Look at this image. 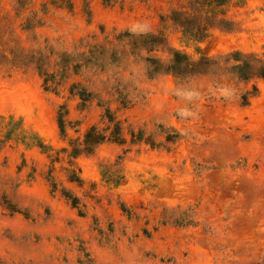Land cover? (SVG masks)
I'll use <instances>...</instances> for the list:
<instances>
[{
	"label": "rangeland",
	"instance_id": "1",
	"mask_svg": "<svg viewBox=\"0 0 264 264\" xmlns=\"http://www.w3.org/2000/svg\"><path fill=\"white\" fill-rule=\"evenodd\" d=\"M92 1L0 0V264H258L264 80L221 71L179 82L157 64L172 48L264 57V0H176L155 31L107 26L94 11L117 0ZM173 10L198 16L207 37L184 34ZM106 109L126 142L72 158L91 126L109 133ZM135 230L170 241L135 246Z\"/></svg>",
	"mask_w": 264,
	"mask_h": 264
},
{
	"label": "trees",
	"instance_id": "2",
	"mask_svg": "<svg viewBox=\"0 0 264 264\" xmlns=\"http://www.w3.org/2000/svg\"><path fill=\"white\" fill-rule=\"evenodd\" d=\"M217 5H223L230 0H211ZM196 15L173 10L171 13V19L180 25L184 34H189L197 41H202L208 35V26L205 22L197 21ZM216 18L215 14L210 15L208 18ZM221 25H227L230 23L225 18L218 19ZM153 41H158L159 36L152 35ZM172 58L168 63L157 64V70L162 69L163 73L173 74L179 82L187 81L198 75L212 74L215 72H223L222 74H228L232 78L241 82H251L255 80H264V57H260L255 53H245L241 50H234L227 54H221L217 57H210L201 55L199 59H192L187 53L180 51L179 49H171ZM152 61L157 62L155 58H149ZM218 70V71H217ZM260 92L259 87L253 84L251 90H247L242 94V104H249V96H257ZM79 96L84 101V90L79 92ZM107 119L111 126L109 133L99 130L98 126L93 125L86 132L84 140L80 145L73 144L69 155L72 158H77L82 154H92L96 147L105 141L112 140L114 142L125 143L126 137L122 135L120 122L110 115V109H106ZM58 123L62 133H64V119L62 115L58 116ZM107 127V129H108ZM180 137L178 131L169 132L166 134V141H175ZM36 145L45 148L47 145L43 143L40 137L36 136ZM80 177H76L73 173L70 177L71 180H81ZM67 192V191H66ZM69 194V192H68ZM70 196V195H68ZM73 203H76V199L73 198ZM168 220H165V222ZM170 221V220H169ZM175 224H194L196 221L191 217H176L172 219ZM258 264H264V257Z\"/></svg>",
	"mask_w": 264,
	"mask_h": 264
},
{
	"label": "crops",
	"instance_id": "3",
	"mask_svg": "<svg viewBox=\"0 0 264 264\" xmlns=\"http://www.w3.org/2000/svg\"><path fill=\"white\" fill-rule=\"evenodd\" d=\"M96 1L99 0L92 1V8H94ZM175 3L176 0H117L116 5L102 9L97 8L94 13L95 18L107 26H110L114 22L119 25L127 24L132 30L155 31L156 25L154 24V20L158 15V11L175 6ZM134 234L139 236V240L135 246H138L140 241H143L145 243L147 242V245L152 248L160 249L162 243L170 241L168 237H161V234H164L162 230L158 231L153 239L147 240L140 236L141 234L138 233V230H135Z\"/></svg>",
	"mask_w": 264,
	"mask_h": 264
}]
</instances>
